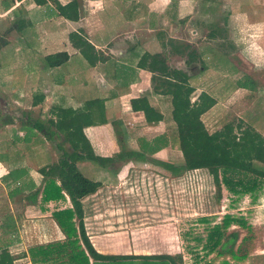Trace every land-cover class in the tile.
Masks as SVG:
<instances>
[{
  "label": "crops",
  "instance_id": "crops-1",
  "mask_svg": "<svg viewBox=\"0 0 264 264\" xmlns=\"http://www.w3.org/2000/svg\"><path fill=\"white\" fill-rule=\"evenodd\" d=\"M57 1L65 4L70 0ZM199 1L76 0L78 18L76 21H71L57 15L53 5L48 1L44 5H37L32 0H18L19 5L22 4L25 10H23V19L19 18V20L23 22L22 26L25 24L28 28L33 27L32 31L36 33L37 38L33 44L25 43L21 48L15 47L21 50L16 52L18 55L14 56L12 68L25 69L22 83L17 85L11 75L0 77V90L5 92L7 101L24 109L42 107L37 114L39 123L45 118L54 120V113L58 108L70 109L76 113L86 109L91 121L89 125L82 127L81 131L92 153L108 158L123 149L128 154L127 158L107 162L104 166L90 160L75 162L76 168L84 177L100 182L95 192L80 200L85 234L93 249L99 254H182L178 248L174 252L166 248L150 252L136 250L131 245L138 242L134 240L135 233L131 232L130 224L135 221L129 213L155 210L158 212L164 208L169 211L168 203H165L168 199L161 195L160 187L166 186L165 191L169 195L172 177L157 176L159 174L154 172L153 168L154 177L148 179L147 187L150 189L151 200L155 206L142 205L143 201L141 206L124 202L122 188H127L125 184L128 183L134 188L133 192L138 190L135 188L136 180L129 177L126 167L132 158H135V154L143 157V165H159L165 168L164 172L172 171L169 167L171 164L169 158L163 155L173 153L170 150L172 148L176 150L170 96L153 91L151 73L139 67L138 60L143 53L153 54L169 50L175 54L173 46L178 44L170 40L171 37L161 40L164 34L169 37V34L171 36L176 31L183 32L184 35L185 31H188L190 38L195 36V30L187 27L191 22L187 20L193 15L190 9L192 8L193 11L194 5ZM231 1L236 6L241 4V0ZM2 2L8 6L10 4L8 0H0V4ZM252 5H255L253 0H251ZM8 6L1 9L0 16L13 7L11 4ZM250 8L251 13L255 14L256 7ZM251 13L237 14V19L243 21ZM183 15L191 16L185 20ZM256 17L250 26L264 25V13ZM163 25H167L165 27L168 28H163ZM70 32H79L93 46L97 61L92 65H89L69 43ZM150 33H154V36H148ZM61 34L65 36L64 41L58 40ZM155 39L160 40L156 42ZM185 43H188V40ZM15 49L13 51H16ZM62 51L67 55L65 62L53 67L45 65L43 61L45 55ZM165 65L189 75L179 66L172 64L169 58H165ZM190 78L189 76L188 83L194 88L191 93L193 94L197 88L190 83ZM204 92L207 93L205 90ZM138 98H144L161 119L147 123L140 105L132 104V100ZM1 104L8 106L0 98V107ZM12 121L13 118L3 119V124L0 125V247L6 246L12 264H32L28 255L29 248L62 242L64 239V234L51 217L58 200L42 201L40 198L41 188L44 185L40 169H47L50 164L56 162L59 153L55 146L58 142H55L57 139L53 140L54 135L47 139L42 131L40 136H36V118L26 113L21 126L12 125ZM10 125L14 129L10 128ZM60 133L58 134L61 135ZM160 135H165L167 138L165 146L150 154L141 152V140L150 141ZM59 143L65 150L70 148L68 142ZM176 159L180 160L181 157ZM113 164L117 166L114 167ZM155 176L158 179H155ZM55 184L58 185L57 180ZM118 188H120V204L110 202L115 196L108 195L110 199L106 201L109 203L105 206L107 212H119V219L114 221L108 218L105 223H103L105 220H93V222L87 220L89 216L86 214L94 213L96 208L89 206L85 208L84 201L94 197L101 189L108 191ZM172 188L173 186L170 190ZM145 190L146 188L143 189L142 195H145ZM35 191L36 195H33ZM61 194L63 199L59 201V208L69 207L67 195L63 191ZM129 197H133V194ZM99 229H111V231L100 232ZM59 258L55 257L56 261L50 263L59 262Z\"/></svg>",
  "mask_w": 264,
  "mask_h": 264
},
{
  "label": "rangeland",
  "instance_id": "rangeland-1",
  "mask_svg": "<svg viewBox=\"0 0 264 264\" xmlns=\"http://www.w3.org/2000/svg\"><path fill=\"white\" fill-rule=\"evenodd\" d=\"M8 1L13 6H11L12 9L10 8L9 12L0 16V42L2 40L6 42L5 46L0 45V77L11 75L14 78L13 81L20 85L25 69L12 68L14 56L18 55L16 52L21 50L15 47L20 46L21 48L25 43L33 44L37 36L32 31L33 27L28 28L25 24L20 27L18 24L19 18L24 16L22 4L19 5L18 0ZM253 1L255 5L252 6L251 0H241V4L236 6L231 0H211L210 2L200 0L194 5L193 11L192 8L190 9L192 16H182L183 19L191 16L187 20V22L191 21L187 27L195 30V36L190 38L188 31H185V35L183 32L176 31L171 36L169 34V37L166 34L161 37V40L171 37L170 40L177 44L179 42L180 45L187 44L188 50L195 53L196 59L190 66H186L183 63V56L173 54L169 50L161 52L164 59L169 58L172 64L182 68L191 77L190 83L197 88V91L190 94L191 101L195 99L198 90H205L215 97V104L200 116L204 128L209 133L221 129L226 124L231 125L233 131L236 132V125L240 124L242 127L250 126L264 136V25L250 26L254 23L253 19H256V16L264 13V0ZM7 6L5 2H2L0 13L1 9ZM253 6L256 7L255 14L251 13L250 7ZM240 13L251 14L243 21H239L237 14ZM165 26L167 25H163V28L167 29L168 27ZM223 30L224 32H220ZM148 36L153 37L154 33ZM64 38L65 36L61 34L58 40L64 41ZM159 40L155 39L156 42ZM186 40L188 43H185ZM14 49L16 51H13ZM236 79L245 81L247 84L250 82L252 89L235 87L234 80ZM0 98L8 104V106L1 104L0 125L3 124V119L13 118L12 125L19 127L24 121L25 113L36 118V124L39 123L40 119L37 114L42 107L34 109H24L16 105L15 107L7 101L5 92L1 90ZM47 120L48 118H45L41 123L47 126ZM12 125L10 128L14 129ZM50 129L53 130V126H50ZM36 130L35 135L40 136L42 132L38 128ZM53 140L62 142L57 136L53 137ZM175 146L176 150L170 149L173 153L163 154L169 158L171 162L169 167L172 171H165V173V168L162 166L143 165V157L139 154H135V158H132L131 162L126 165L129 177L136 180L137 187L135 188H138L137 192H133L134 188L128 183L125 184L127 188H122L124 202L127 201V203L131 202L141 206L143 201L142 205L152 206L150 189L147 187L148 179L151 180L154 177L152 173L156 172L159 174L157 176L172 177L169 195L165 191L166 186L160 187L161 195L168 199V202L163 200L162 202L168 203L169 211L164 208L158 212L155 210L141 211L137 214L129 213L135 221L133 224H136H130L131 232L135 233L132 234H134V240L138 242L131 244L132 247L136 250L150 252L164 248L174 252L178 248L182 252L183 264H193L195 261L193 255L186 253L189 247L196 244L193 238L199 235L204 236L208 227L219 222L224 214H229L244 222V227L239 224H230L226 229V232L237 233V240L232 248L234 255L219 257L213 252L205 255L199 245H196L192 252H197L198 264L203 261L216 264L221 260H226L230 264H264V179L258 181V186L253 191L245 194L228 193L221 184L220 194L217 196L211 177L205 169L177 171L181 159L178 161L176 158L181 155L177 144ZM252 164L258 169H264V163L252 161ZM113 166L117 165L113 164ZM155 179L158 177L155 176ZM171 186L173 188L170 190ZM145 188L146 196L142 195ZM110 190L101 189L94 197L84 201L85 208L87 206L96 208L94 213L86 214L89 216L87 220L91 222L105 220L103 221L105 223L108 218L114 221L119 219V212H107L105 205L109 203L107 202L110 199L108 195L115 196L110 202L120 204V188ZM131 194L133 197H129ZM137 200L140 201L137 202ZM202 217L205 221L199 220ZM99 231H111V229H99Z\"/></svg>",
  "mask_w": 264,
  "mask_h": 264
},
{
  "label": "trees",
  "instance_id": "trees-1",
  "mask_svg": "<svg viewBox=\"0 0 264 264\" xmlns=\"http://www.w3.org/2000/svg\"><path fill=\"white\" fill-rule=\"evenodd\" d=\"M32 1L37 5L50 2L56 14L64 19L76 21L78 18L76 0H70L65 4H60L57 0ZM22 23L20 19L18 22L20 27ZM68 41L89 65L97 61L93 46L79 32L68 33ZM5 44L4 40L0 42L1 46ZM173 51L184 57L186 65H190L196 59L195 53L188 50L187 44L173 46ZM66 59L67 55L63 51L43 57L48 67L60 65ZM138 65L151 73L153 91L170 96L171 119L175 124L174 138L181 155V164L177 171L205 169L211 177L217 196L220 194L221 184L228 193L232 194H245L253 191L258 186V181L264 179V169H258L252 164V161L264 163V136L250 126L242 127L240 124L236 125V132L233 131L231 125L226 124L221 129L209 133L204 128L200 116L215 104V99L211 95L201 91L191 101L190 94L194 88L188 83L189 75L182 70L167 67L161 53H143L138 60ZM234 86L252 89L250 82L247 84L237 79L234 80ZM134 103L140 105L147 123L161 119V116L147 104L144 98L132 100V104ZM54 116V120H47L48 127L42 123H35V125L47 139H50L52 135L57 136L60 141L68 142L70 148L65 150L58 142L55 146L59 153L56 162L50 164L47 169H40L44 180L40 198L42 201L58 200L51 212V217L64 234V239L62 242L29 248L30 262L32 264H52L50 262H55V257H60V261L55 264H183L181 253L103 255L93 249L82 224L80 200L95 192L100 182L84 177L76 168L75 162L90 160L104 166L107 162L123 160L128 154L123 149L108 158L92 153L81 131L82 127L89 125L91 121L86 109L81 113H76L70 109L58 108ZM50 126H53L55 130H51ZM141 141V152L148 154L158 151L167 144L165 135L157 136L150 141ZM55 180L58 181V185L55 184ZM36 191L33 195H36ZM61 191L67 195L69 207L59 208V201L63 199ZM199 220L205 221V218L202 217ZM230 224H239L244 227L241 219L224 214L219 222L206 229L204 236L199 235L193 238L196 244L189 247L186 252L193 255L195 260L193 264H198L197 252H192L196 245H199L205 255L212 252L219 257L234 255L232 248L237 240V233L226 232ZM0 264H12L6 246L0 247ZM201 264L211 263L203 261ZM216 264L230 263L221 260Z\"/></svg>",
  "mask_w": 264,
  "mask_h": 264
}]
</instances>
